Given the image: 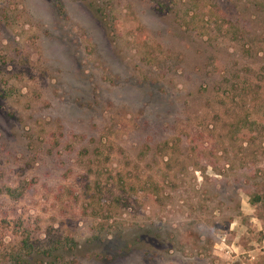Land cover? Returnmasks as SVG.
<instances>
[{"label": "rangeland", "instance_id": "1", "mask_svg": "<svg viewBox=\"0 0 264 264\" xmlns=\"http://www.w3.org/2000/svg\"><path fill=\"white\" fill-rule=\"evenodd\" d=\"M0 264H264V0H0Z\"/></svg>", "mask_w": 264, "mask_h": 264}, {"label": "trees", "instance_id": "2", "mask_svg": "<svg viewBox=\"0 0 264 264\" xmlns=\"http://www.w3.org/2000/svg\"><path fill=\"white\" fill-rule=\"evenodd\" d=\"M7 191H10L9 189Z\"/></svg>", "mask_w": 264, "mask_h": 264}]
</instances>
